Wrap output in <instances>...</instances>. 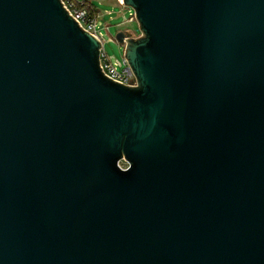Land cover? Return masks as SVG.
<instances>
[{"label":"water","instance_id":"water-1","mask_svg":"<svg viewBox=\"0 0 264 264\" xmlns=\"http://www.w3.org/2000/svg\"><path fill=\"white\" fill-rule=\"evenodd\" d=\"M123 3L0 0V264H264V0Z\"/></svg>","mask_w":264,"mask_h":264},{"label":"rangeland","instance_id":"rangeland-1","mask_svg":"<svg viewBox=\"0 0 264 264\" xmlns=\"http://www.w3.org/2000/svg\"><path fill=\"white\" fill-rule=\"evenodd\" d=\"M75 2V6L83 8L87 13L97 18L99 28L103 33V42L105 51L108 56L121 58L123 47L119 45L116 40V35L119 32L132 34L137 38L140 36V27L135 20L134 22H124L125 18L129 17V11L125 5H121L118 0H72ZM93 7H92V5ZM133 11V10H132ZM134 12V11H133ZM110 26V31L105 30V26ZM121 167L126 168L127 162H121Z\"/></svg>","mask_w":264,"mask_h":264},{"label":"built area","instance_id":"built-area-1","mask_svg":"<svg viewBox=\"0 0 264 264\" xmlns=\"http://www.w3.org/2000/svg\"><path fill=\"white\" fill-rule=\"evenodd\" d=\"M64 6L67 10L72 14V16L77 20V22L82 26L84 30L92 34L101 42V50H100V65L106 77L117 81L121 84H124L129 87H134L137 85V80L132 72L128 60L125 56V45L120 46L123 47V52L121 54V58H115L108 56L105 51L104 42H103V33L99 28V24L97 18L91 17L86 10L83 8L76 7L75 2L72 0H62ZM121 5H124L123 0H118ZM129 9V8H128ZM136 20L135 13L130 10L129 17L125 18L124 22H134ZM105 30L107 32L110 31V26H105ZM126 37H133L132 34L125 33Z\"/></svg>","mask_w":264,"mask_h":264},{"label":"trees","instance_id":"trees-1","mask_svg":"<svg viewBox=\"0 0 264 264\" xmlns=\"http://www.w3.org/2000/svg\"><path fill=\"white\" fill-rule=\"evenodd\" d=\"M92 5V4H91ZM92 7H93V5H92ZM94 8V7H93Z\"/></svg>","mask_w":264,"mask_h":264}]
</instances>
